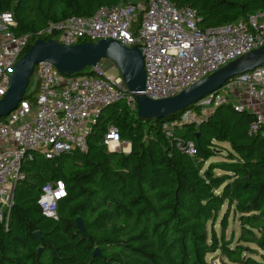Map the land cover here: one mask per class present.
<instances>
[{
  "label": "trees",
  "instance_id": "16d2710c",
  "mask_svg": "<svg viewBox=\"0 0 264 264\" xmlns=\"http://www.w3.org/2000/svg\"><path fill=\"white\" fill-rule=\"evenodd\" d=\"M172 2L194 11L201 30L264 11V0ZM129 3L0 0V15L13 14V32L30 36L28 49L37 39L54 37L55 32L38 35L50 24ZM93 74L86 68L73 77ZM38 87L31 77L23 99L34 101ZM255 115L236 111L231 103L198 102L162 119H139L123 103L104 108L85 153L74 150L52 159L35 153L22 164L25 178L14 187L7 225L0 223V264H208L206 256L216 252L220 264H264V125L250 131ZM109 124L130 142L128 154L111 153L103 144ZM188 142L193 156L184 151ZM224 143L229 146L222 149L224 160L203 169ZM56 181L64 183L66 194L53 220L42 215L37 201L42 187ZM223 205L218 239L213 225ZM231 209L240 225L234 248L223 238ZM241 243L254 245L259 260L248 256L257 251Z\"/></svg>",
  "mask_w": 264,
  "mask_h": 264
},
{
  "label": "built area",
  "instance_id": "2783aa9c",
  "mask_svg": "<svg viewBox=\"0 0 264 264\" xmlns=\"http://www.w3.org/2000/svg\"><path fill=\"white\" fill-rule=\"evenodd\" d=\"M15 27L12 13L0 15V99L6 94L13 68L30 41L28 34L16 35ZM53 32L52 39L63 45L109 39L126 47L137 46L145 72L141 93L160 100L177 95L229 62L263 46L264 11L232 24L201 30L190 8L177 7L172 0L145 3L137 0L101 7L90 17H72L50 24L38 35L51 36ZM91 70L94 74L90 76L68 77L48 63L38 64L39 87L35 100L23 99L0 120V144L6 141L12 144L11 148L0 150V223L7 225L14 187L25 178L21 166L32 160L35 153L46 159L74 150L85 153L87 140L104 108L123 103L136 111L135 96L126 91L120 77L113 80L105 77L99 66ZM240 92L247 105H264V66L233 78L218 92L201 100L200 105L229 104ZM233 106L236 111L246 110L244 105ZM261 125L264 115L256 114L250 131H257ZM103 144L111 153L131 146L121 139L112 124L106 128ZM184 151L189 156L195 154L190 142ZM65 194L62 181L46 183L37 201L42 215L56 220L58 202ZM210 264L220 262L212 260Z\"/></svg>",
  "mask_w": 264,
  "mask_h": 264
},
{
  "label": "water",
  "instance_id": "95a60500",
  "mask_svg": "<svg viewBox=\"0 0 264 264\" xmlns=\"http://www.w3.org/2000/svg\"><path fill=\"white\" fill-rule=\"evenodd\" d=\"M102 61L112 63L126 91L134 94L136 115L139 119H162L216 93L229 80L264 66V45L229 62L173 97L152 100L141 93L144 88L145 72L141 52L137 46L126 47L109 39L74 45H63L53 39H37L13 68L8 90L0 99V120L14 111L23 100L30 78L38 64L48 63L61 75L73 77L86 68L99 66ZM75 225L79 231H84L80 218L75 220ZM36 236L39 237V234ZM97 254L98 251L94 253Z\"/></svg>",
  "mask_w": 264,
  "mask_h": 264
},
{
  "label": "rangeland",
  "instance_id": "374dc122",
  "mask_svg": "<svg viewBox=\"0 0 264 264\" xmlns=\"http://www.w3.org/2000/svg\"><path fill=\"white\" fill-rule=\"evenodd\" d=\"M130 1L131 2H137V0H130ZM99 71L105 77H108L111 80L119 78L118 71L112 65V63L109 62V61H102L101 64L99 65ZM36 77H37L36 75L32 76V78H34V81H35ZM31 90H32V88H31ZM231 103L235 104V105H243L238 100L235 101V99H233V98H232V102ZM202 109H203L204 113L209 111L207 108H202ZM223 147H225V148H227V150H229L228 144H226V143H224L222 145L220 144V146H218V148H217L216 156L210 158L204 164V168L203 169H206L207 166L209 165V163H218V162H221V161L224 160V156L223 155L225 154V152H223L222 149H225V148H223ZM130 148H131V146L127 147V148H124L123 149L124 152L122 151V149H120V151H118V152H120L121 154L125 155V154L129 153ZM115 152H117V150H115L112 153H115ZM214 174L215 175H220L221 173H220L219 170H215ZM225 211H226V205H223L221 211L218 214L217 220H216L215 224L213 225L214 232H215V234H216L218 239L222 235L221 234V227L219 225V222H220L221 217L225 213ZM223 235H224L223 238H224L225 242L231 241L230 247L234 248L236 246V244L238 243V239H239V236H240V225H239V222H238V216L234 214L233 209L230 210V215H229V218H228L227 227H226V230H225ZM241 244L244 245L245 247H247V249H252V250L257 251L255 253H251V254L249 253L248 256L252 257L253 259H255L257 261L259 260V256H258L259 254L258 253H260V252L255 248L254 245H252V244H243V243H241ZM220 259H221L220 258V254L218 252H216L214 254H209V255L206 256V261L208 262V264H210L212 260H216L218 262H221Z\"/></svg>",
  "mask_w": 264,
  "mask_h": 264
},
{
  "label": "crops",
  "instance_id": "0c3cea01",
  "mask_svg": "<svg viewBox=\"0 0 264 264\" xmlns=\"http://www.w3.org/2000/svg\"><path fill=\"white\" fill-rule=\"evenodd\" d=\"M130 1V0H129ZM243 92L238 93L234 99L235 101L238 100L240 103H242L244 106H246V110L249 113L252 114H262L264 115V105L261 103H253L252 105H247L248 101L246 100ZM12 144L10 141H6L2 144H0V150H5L11 148Z\"/></svg>",
  "mask_w": 264,
  "mask_h": 264
},
{
  "label": "clouds",
  "instance_id": "9594fccd",
  "mask_svg": "<svg viewBox=\"0 0 264 264\" xmlns=\"http://www.w3.org/2000/svg\"><path fill=\"white\" fill-rule=\"evenodd\" d=\"M6 15H10V14H6Z\"/></svg>",
  "mask_w": 264,
  "mask_h": 264
}]
</instances>
